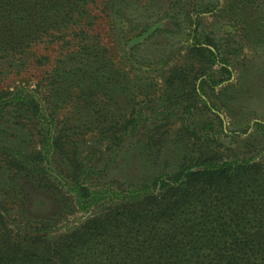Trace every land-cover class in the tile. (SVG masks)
I'll use <instances>...</instances> for the list:
<instances>
[{
    "label": "rangeland",
    "instance_id": "obj_1",
    "mask_svg": "<svg viewBox=\"0 0 264 264\" xmlns=\"http://www.w3.org/2000/svg\"><path fill=\"white\" fill-rule=\"evenodd\" d=\"M95 15L98 58L87 67L92 55H77L80 75L32 67L0 77L5 96L35 95L52 115L18 129V108L0 107V185L16 184L8 208L18 211V171L5 149L42 148L40 128L66 136L50 155L53 175L75 174L78 159L102 184L140 185L210 150L264 167V0H98ZM207 37L218 58L196 78L190 50ZM28 191L32 213L56 211L49 194Z\"/></svg>",
    "mask_w": 264,
    "mask_h": 264
},
{
    "label": "trees",
    "instance_id": "obj_2",
    "mask_svg": "<svg viewBox=\"0 0 264 264\" xmlns=\"http://www.w3.org/2000/svg\"><path fill=\"white\" fill-rule=\"evenodd\" d=\"M96 9L98 0H0V77L32 67L50 78L80 75L77 55H92L87 67L98 58ZM217 49L210 37L193 43L200 66L190 74L206 75ZM4 93L0 107L18 108V129L51 118L35 95ZM39 133L42 148L23 140L17 151L5 149L18 171L9 175L18 179V211L6 205L16 184L0 185V264H264L261 163L210 150L140 185L102 184L78 159L75 174L53 175L50 155L66 136ZM29 189L49 194L56 211L32 213Z\"/></svg>",
    "mask_w": 264,
    "mask_h": 264
}]
</instances>
